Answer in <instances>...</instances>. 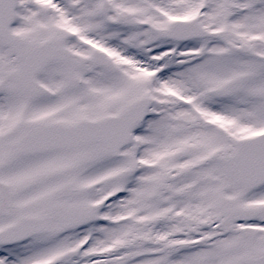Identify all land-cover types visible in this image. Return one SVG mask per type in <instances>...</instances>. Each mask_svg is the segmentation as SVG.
<instances>
[{
	"label": "snow or ice",
	"instance_id": "obj_1",
	"mask_svg": "<svg viewBox=\"0 0 264 264\" xmlns=\"http://www.w3.org/2000/svg\"><path fill=\"white\" fill-rule=\"evenodd\" d=\"M0 264H264V0H0Z\"/></svg>",
	"mask_w": 264,
	"mask_h": 264
}]
</instances>
